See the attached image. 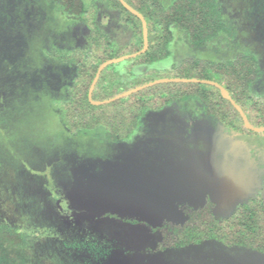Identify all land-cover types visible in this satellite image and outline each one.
<instances>
[{
	"label": "rangeland",
	"instance_id": "rangeland-1",
	"mask_svg": "<svg viewBox=\"0 0 264 264\" xmlns=\"http://www.w3.org/2000/svg\"><path fill=\"white\" fill-rule=\"evenodd\" d=\"M218 1L236 31L233 39L220 36L194 48L175 30L169 55L152 66L251 51L263 69L252 89L264 93V0ZM45 2L0 0V155L6 163L0 164V220L34 230L19 261L264 264V253L212 239L157 250L162 232L153 231L164 221L185 220V207L209 200L218 218L227 216L262 190L264 132L244 125L241 134L205 117L199 103L179 102L148 111L128 139L69 134L49 102L67 97L75 69L48 53L87 47L89 28L69 23L54 2ZM97 18L118 45L128 41L117 12L100 6Z\"/></svg>",
	"mask_w": 264,
	"mask_h": 264
},
{
	"label": "trees",
	"instance_id": "trees-1",
	"mask_svg": "<svg viewBox=\"0 0 264 264\" xmlns=\"http://www.w3.org/2000/svg\"><path fill=\"white\" fill-rule=\"evenodd\" d=\"M125 1L142 13L147 21L148 49L134 57L106 65L95 84L93 100H107L162 78L208 79L229 91L253 126H264V93H254L256 91L252 89V84L263 77V69L258 57L251 51L240 52V55L228 60L193 55L173 63L168 69L159 70L152 66L169 55L175 30L181 32L194 48H201L220 36L233 39L236 31L225 22L218 0ZM53 2L69 23L86 24L89 28L85 36L87 47L55 49L48 53L52 57H60L59 62L72 65L75 69V78L68 87L67 97L54 98L49 102L51 111L55 112L59 123L69 134H86L94 139L104 138L113 142L128 139L141 126L142 118L148 111H160L179 102L199 103L205 117H212L241 134L246 132L237 108L217 86L204 82H161L109 103L93 104L89 99V89L100 66L108 59L143 49L142 20L120 0H47L45 3L48 6ZM100 6L117 12L121 26L128 27L126 43L118 45L102 30L97 18ZM139 65L146 68L137 73L134 68ZM248 130L255 132L250 128ZM4 161L0 155L1 169L6 166ZM184 213L185 220L176 224L164 221L161 226L153 228V231L162 232L157 250L198 245L212 239L226 246L239 245L264 253V182L262 190L239 204L227 216L218 218L211 200L201 208L185 207ZM125 220L136 222L134 219ZM33 231L0 220V264H25L19 261L18 254L30 245L28 238Z\"/></svg>",
	"mask_w": 264,
	"mask_h": 264
},
{
	"label": "water",
	"instance_id": "water-1",
	"mask_svg": "<svg viewBox=\"0 0 264 264\" xmlns=\"http://www.w3.org/2000/svg\"><path fill=\"white\" fill-rule=\"evenodd\" d=\"M122 2V4L128 9L130 10L132 13L136 14L138 17L141 18L142 20V24H143V35H144V47L141 51H138V52H135V53H130V54H127V55H123V56H119V57H115V58H111V59H108L107 61H105L99 68L91 86H90V89H89V99L90 101L95 104V105H101V104H104V103H109L111 101H114L118 98H121L123 96H126V95H129L133 92H136L140 89H143V88H146L148 86H151V85H154V84H157V83H161V82H168V81H195V82H204V83H209V84H212V85H215L217 86L220 90H221V93L222 95L227 98L228 100L231 101V103L237 108V110L239 111V113L241 114V117L243 118V121L245 123V125L254 130V131H259V132H262L264 131V126H260V127H256V126H253L247 116L245 115L244 111L240 108V106L236 103V101L232 98V96L230 95L229 91L223 87L221 84H219L218 82L216 81H213V80H208V79H197V78H162V79H158V80H155V81H152V82H149V83H146V84H143V85H140L136 88H133V89H130L126 92H123L115 97H112L110 99H107V100H93L92 98V93H93V90H94V87H95V84L99 78V75L102 71V69L108 65V64H111V63H114V62H119V61H122L124 59H127V58H130V57H134L138 54H141L143 52H145L147 49H148V28H147V21L145 20L144 16L142 15V13H140L138 10H136L135 8H133L131 5H129L125 0H120Z\"/></svg>",
	"mask_w": 264,
	"mask_h": 264
}]
</instances>
